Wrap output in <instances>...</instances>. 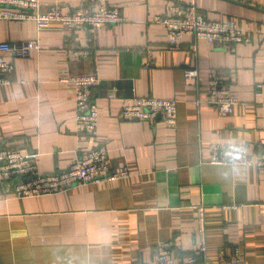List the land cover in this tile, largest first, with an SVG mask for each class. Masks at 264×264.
<instances>
[{"label": "crops", "instance_id": "crops-1", "mask_svg": "<svg viewBox=\"0 0 264 264\" xmlns=\"http://www.w3.org/2000/svg\"><path fill=\"white\" fill-rule=\"evenodd\" d=\"M41 9L71 12L78 0H39ZM186 0H107L124 20L90 31L58 21L0 19V42L37 40L39 48L12 57L0 84V141L38 153L42 172L68 168L83 152L106 150L110 170L127 175L72 185L52 194H0V264H138L154 258L163 241L176 261L195 255L215 264L235 251L264 262V168L210 162L211 144L243 140L255 160L264 136V0H196L211 20L237 22L247 42L221 43L185 35L170 45L153 21ZM80 51L79 54L72 53ZM195 67L198 85L184 70ZM216 70L238 102L229 114L207 104L208 73ZM97 72L91 98L94 132L75 121L74 84L60 77ZM134 96L175 98L176 124L118 118ZM200 99L196 104L194 100ZM238 169V170H237ZM197 205L203 206L200 249Z\"/></svg>", "mask_w": 264, "mask_h": 264}, {"label": "built area", "instance_id": "built-area-1", "mask_svg": "<svg viewBox=\"0 0 264 264\" xmlns=\"http://www.w3.org/2000/svg\"><path fill=\"white\" fill-rule=\"evenodd\" d=\"M164 14L157 15L153 21L162 24L168 34L170 45H177L185 35L191 36V49L195 51L196 40L221 43L247 42L249 37L243 32L237 22L229 20H211L207 18L196 4V0H186L181 8L171 5ZM0 19L35 21L37 28L47 26L58 21L68 28L86 27L90 31L108 24H115L124 20L116 7H110L107 0H78L77 7L71 12H62L56 7L41 9L39 0H0ZM39 48L37 40H23L10 46L8 42H0V84L7 83V76L13 70L12 59H6L4 53L12 57L27 56L31 50ZM79 54L80 51H73ZM187 84L198 85V71L195 67L184 70ZM62 81L74 84V99L76 105L75 121L79 130L94 132L98 124V111L91 98V88L99 81L97 72L88 74L60 77ZM222 76L216 71L208 73L206 83L207 96L205 102L221 114H229L238 102L237 96L223 83ZM199 104L200 99L194 100ZM175 98L134 96L127 99L122 106L118 118L129 120H151L159 115L164 124L172 128L176 124ZM228 144V143H227ZM260 149L256 152L255 160L249 157L247 146L246 159L233 165L253 164L264 168V136L257 141ZM226 144L214 142L211 144L210 162L226 163L224 146ZM38 153L22 152L18 148L8 146L0 141V194L6 198H23L52 194L63 191L72 185L111 180L127 175L124 167L110 170L109 157L104 149H90L78 156L66 169L42 172L36 164ZM198 232L200 249H204L203 206L197 205ZM176 246L171 241L161 242L155 249L154 258L149 262L138 264H179L176 261ZM215 264H264L244 259L235 251L229 256L220 255ZM184 264H207L195 255H190Z\"/></svg>", "mask_w": 264, "mask_h": 264}, {"label": "clouds", "instance_id": "clouds-1", "mask_svg": "<svg viewBox=\"0 0 264 264\" xmlns=\"http://www.w3.org/2000/svg\"><path fill=\"white\" fill-rule=\"evenodd\" d=\"M247 146L243 140H233L224 146V159L226 162L225 176L234 171L230 166L246 159ZM238 170V169H237Z\"/></svg>", "mask_w": 264, "mask_h": 264}]
</instances>
